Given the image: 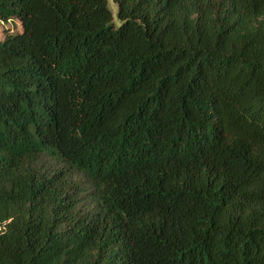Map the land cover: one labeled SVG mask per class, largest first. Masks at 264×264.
Returning <instances> with one entry per match:
<instances>
[{
  "label": "trees",
  "instance_id": "obj_1",
  "mask_svg": "<svg viewBox=\"0 0 264 264\" xmlns=\"http://www.w3.org/2000/svg\"><path fill=\"white\" fill-rule=\"evenodd\" d=\"M0 0V264H264V0Z\"/></svg>",
  "mask_w": 264,
  "mask_h": 264
},
{
  "label": "rangeland",
  "instance_id": "obj_2",
  "mask_svg": "<svg viewBox=\"0 0 264 264\" xmlns=\"http://www.w3.org/2000/svg\"><path fill=\"white\" fill-rule=\"evenodd\" d=\"M109 7L113 12L115 22L119 24L117 19L118 14V5L115 0H108ZM22 31L21 23L18 19H11L9 21L0 20V41L4 40L5 37L9 34L20 33Z\"/></svg>",
  "mask_w": 264,
  "mask_h": 264
}]
</instances>
